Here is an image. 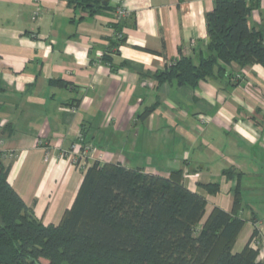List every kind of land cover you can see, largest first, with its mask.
<instances>
[{
	"label": "crops",
	"instance_id": "crops-1",
	"mask_svg": "<svg viewBox=\"0 0 264 264\" xmlns=\"http://www.w3.org/2000/svg\"><path fill=\"white\" fill-rule=\"evenodd\" d=\"M100 1L129 10L112 66L102 60L118 23L111 10L0 0V161L9 182L45 224H58L95 159L162 176L182 169L185 186L207 199L206 218L216 206L232 211L236 181L223 171L235 169L246 222L233 250L257 230L264 264V67L233 63L237 85L159 83L155 72L208 53L215 0ZM249 23L264 28V0ZM78 133L91 148L79 165L68 157ZM213 182L215 194L200 186Z\"/></svg>",
	"mask_w": 264,
	"mask_h": 264
},
{
	"label": "trees",
	"instance_id": "trees-1",
	"mask_svg": "<svg viewBox=\"0 0 264 264\" xmlns=\"http://www.w3.org/2000/svg\"><path fill=\"white\" fill-rule=\"evenodd\" d=\"M68 4L91 15L107 9L114 16L117 9L100 0ZM260 5L261 0H215L206 14L208 53L198 63L182 56L154 77L193 87L226 77L239 84L229 71L233 63L264 67V28L249 23ZM120 23L111 24L114 34L102 57L111 66L110 54L125 41ZM8 173L0 161V264H262L253 245L257 230L241 251L233 250L246 222L239 216L243 196L241 173L235 169L223 171L236 181L232 211L216 206L205 218L207 199L185 186L182 169L162 176L95 159L84 169L76 198L58 224L37 217ZM200 186L210 194L220 190L219 182Z\"/></svg>",
	"mask_w": 264,
	"mask_h": 264
},
{
	"label": "built area",
	"instance_id": "built-area-1",
	"mask_svg": "<svg viewBox=\"0 0 264 264\" xmlns=\"http://www.w3.org/2000/svg\"><path fill=\"white\" fill-rule=\"evenodd\" d=\"M129 15V10L125 7V5H120L117 7L114 18L117 22H120L123 18ZM121 34H119V37ZM90 146L84 142V136L82 133H78L77 138L71 145L70 151L68 152V157L78 165L81 163L86 156V154L90 150Z\"/></svg>",
	"mask_w": 264,
	"mask_h": 264
},
{
	"label": "rangeland",
	"instance_id": "rangeland-1",
	"mask_svg": "<svg viewBox=\"0 0 264 264\" xmlns=\"http://www.w3.org/2000/svg\"><path fill=\"white\" fill-rule=\"evenodd\" d=\"M100 159H101V157H100ZM256 242V241H255Z\"/></svg>",
	"mask_w": 264,
	"mask_h": 264
}]
</instances>
